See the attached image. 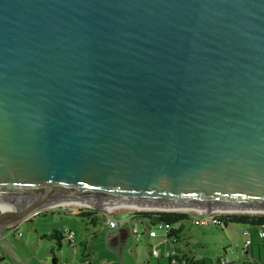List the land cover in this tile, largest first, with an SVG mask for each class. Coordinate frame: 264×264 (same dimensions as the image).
Returning <instances> with one entry per match:
<instances>
[{
    "label": "water",
    "instance_id": "obj_1",
    "mask_svg": "<svg viewBox=\"0 0 264 264\" xmlns=\"http://www.w3.org/2000/svg\"><path fill=\"white\" fill-rule=\"evenodd\" d=\"M55 205L264 213V0H0V234Z\"/></svg>",
    "mask_w": 264,
    "mask_h": 264
},
{
    "label": "rangeland",
    "instance_id": "obj_2",
    "mask_svg": "<svg viewBox=\"0 0 264 264\" xmlns=\"http://www.w3.org/2000/svg\"><path fill=\"white\" fill-rule=\"evenodd\" d=\"M89 209L96 210L99 215L106 211L97 206H49L35 214L32 223L20 222L17 225L18 235H9L11 228L5 229L0 234V252L6 258L0 261V264H147L148 261H150L149 264H155V259L151 256L152 248L148 245H155L156 241L162 238L164 243H160V252L166 253L164 246L168 240L165 231L157 228V225L150 227L146 223L129 222L130 225L122 223L117 226V229H113L104 224L101 216L97 217L94 225L89 223L87 218L76 215L82 210ZM190 212L192 211L188 213ZM256 213L264 214L250 212V214ZM127 214V210L115 211L112 216L117 220H123ZM184 224L187 234L191 235L188 238H190V247L194 254L197 257L200 254L206 255L209 259L211 257L215 264L216 257H220L222 253L215 246L212 250L208 249L210 246L203 244L200 236L194 235L197 234V229L203 228V225L200 227L191 221H184ZM131 225L136 226L138 239L132 234ZM70 228L75 230L77 242H86L84 245L77 243L76 251L64 238L61 240V246H58L53 238H42L44 235L51 236L53 230L63 231ZM150 230H154L159 237H148ZM215 234L219 235V232L215 230ZM224 243L229 245L228 241ZM173 248L183 249L180 242L168 241V249ZM227 251L229 252V248Z\"/></svg>",
    "mask_w": 264,
    "mask_h": 264
},
{
    "label": "crops",
    "instance_id": "obj_3",
    "mask_svg": "<svg viewBox=\"0 0 264 264\" xmlns=\"http://www.w3.org/2000/svg\"><path fill=\"white\" fill-rule=\"evenodd\" d=\"M128 214L125 217V221L123 224H129V222H136L134 219H132V211H128ZM34 218V215L29 217L27 219L28 222L32 223ZM115 218V217H114ZM185 221H191V219L185 220ZM130 225V224H129ZM134 225H131V231L132 227ZM176 227L181 228V231L177 233V240H169L168 241L172 243H181V246L183 249H171L178 255H186L187 257H196L197 259H202L205 264H214L213 259L210 257V259L206 255H198L197 257L194 252L191 250L190 247V238L188 236H191L187 234L186 232V226L184 224V221L179 223ZM201 227V226H200ZM205 227V228H204ZM110 228V227H109ZM71 229V228H70ZM113 229H117V226ZM262 229L260 226H254L249 224H243V223H227V224H221L220 226L216 225H203V228L197 229L195 236H200L202 239L200 241L206 245H209L208 249H211L215 246L217 250H219L222 255L220 257H216V263L220 264V261L222 259L227 260L224 264H264V240L261 239L258 236L259 230ZM75 231L74 229H71ZM215 230L219 232V235L215 234ZM18 235L17 233V226L14 228H11L9 235ZM133 234V232H132ZM166 235V233H165ZM151 238H157L159 237L157 234L155 236H149ZM43 238V237H42ZM250 240V244L247 246L246 250L243 249V245L246 240ZM62 240V239H61ZM61 240L59 242V246H61ZM163 238L161 240L156 241L155 245L149 244L151 252L156 251L158 252L159 256L154 257L155 264H169V261L166 257H164V253L160 252V243L163 242ZM168 241L165 242L164 252H170L171 250L168 249ZM224 241H228L229 245H226ZM81 245L86 244V242L79 241L77 242ZM77 247V246H76ZM76 247L73 248L74 251H76ZM86 248V245L84 246ZM229 248V252L227 249ZM85 250V249H84ZM201 251V250H199ZM201 253V252H200ZM82 256L84 254L82 253ZM5 256L2 252H0V261L5 260ZM150 261L147 262L149 264ZM56 263V261H55Z\"/></svg>",
    "mask_w": 264,
    "mask_h": 264
},
{
    "label": "trees",
    "instance_id": "obj_4",
    "mask_svg": "<svg viewBox=\"0 0 264 264\" xmlns=\"http://www.w3.org/2000/svg\"><path fill=\"white\" fill-rule=\"evenodd\" d=\"M76 215L87 218L89 223L96 224L97 217L101 215L97 214L96 210H82ZM102 217V216H101ZM132 219L138 223H146L148 226H156L159 223L167 225L169 227L166 238L169 240L176 241L178 236L177 233L181 231V228L176 227L179 223L190 219V215L186 212L180 211H152V210H139L132 212ZM221 224L227 223H243L254 226H260L264 230V214H225L218 216ZM220 224V225H221ZM216 225V226H220ZM43 238H53L59 246L60 240L63 238L61 231L53 230L51 236L44 235ZM264 240V239H263ZM176 259L181 264H205L202 259L196 257H187L186 255H178L176 253ZM170 263V259L166 257Z\"/></svg>",
    "mask_w": 264,
    "mask_h": 264
},
{
    "label": "built area",
    "instance_id": "obj_5",
    "mask_svg": "<svg viewBox=\"0 0 264 264\" xmlns=\"http://www.w3.org/2000/svg\"><path fill=\"white\" fill-rule=\"evenodd\" d=\"M134 211H139V210H134ZM132 211V212H134ZM188 213V212H186ZM189 214V213H188ZM225 214H250V212L248 213H244V212H219V211H210V212H204L202 213L201 215L196 213L195 211H192L190 212V219H191V222L194 224V225H208V224H211V225H220L221 222L220 220L218 219V216L220 215H225ZM104 220V224L107 225L108 227L110 228H114L120 224H122L126 219H123V220H117L115 219L112 214L108 213L107 211H104L103 213L100 214ZM157 228L159 229H163L165 231V233H167L169 227L167 225H164L162 223H159L157 225ZM132 232H133V235L136 237V239L139 238V235H138V232L136 230V226L134 225L132 227ZM62 233V237L69 243V245L72 247V248H75L76 245H77V234L75 231L71 230V229H64L63 231H61ZM19 234V233H18ZM148 235L149 236H155L156 235V232L154 230H150L148 231ZM258 236L261 238V239H264V230L263 229H260L259 232H258ZM250 244V240H246L244 245H243V249L246 250L247 246ZM151 255L154 256V257H158L159 254L158 252L156 251H152L151 252ZM176 253L174 251H168L164 254L165 257H168L170 259V263L171 264H181L177 259H176ZM227 260L225 259H222L220 261V264H224L226 263Z\"/></svg>",
    "mask_w": 264,
    "mask_h": 264
},
{
    "label": "bare ground",
    "instance_id": "obj_6",
    "mask_svg": "<svg viewBox=\"0 0 264 264\" xmlns=\"http://www.w3.org/2000/svg\"><path fill=\"white\" fill-rule=\"evenodd\" d=\"M2 211H4V212H10L9 210H6V209H2V208H0Z\"/></svg>",
    "mask_w": 264,
    "mask_h": 264
}]
</instances>
